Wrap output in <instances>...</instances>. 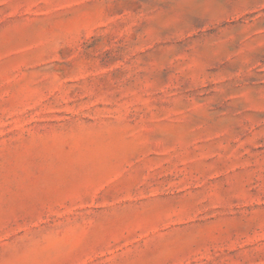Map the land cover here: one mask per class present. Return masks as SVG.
Segmentation results:
<instances>
[{"label":"rangeland","instance_id":"374dc122","mask_svg":"<svg viewBox=\"0 0 264 264\" xmlns=\"http://www.w3.org/2000/svg\"><path fill=\"white\" fill-rule=\"evenodd\" d=\"M0 264H264V0H0Z\"/></svg>","mask_w":264,"mask_h":264}]
</instances>
